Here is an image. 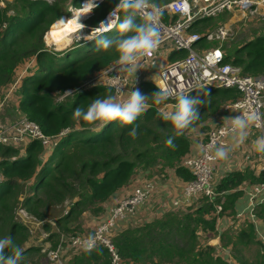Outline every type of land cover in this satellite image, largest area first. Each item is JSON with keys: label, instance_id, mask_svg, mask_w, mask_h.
<instances>
[{"label": "trees", "instance_id": "obj_1", "mask_svg": "<svg viewBox=\"0 0 264 264\" xmlns=\"http://www.w3.org/2000/svg\"><path fill=\"white\" fill-rule=\"evenodd\" d=\"M149 1L162 4L169 0ZM79 2L2 0L0 4V99L22 72L13 90L18 94L19 111L36 121L44 133L56 137L48 149L37 139L28 140L22 150L20 146L0 144V170L3 174L0 182V239L11 237L14 244L23 249L20 264L57 263L46 259L45 252L40 253L41 245L29 242L28 227L16 217L18 206L43 219L49 212H54L55 206H61L60 210L65 202L69 204L63 213L55 210L52 217L55 226L46 240L55 245L60 233H80L82 220L87 214L100 215L116 192L131 184L141 170L162 164L174 166L176 174L189 181L193 175L182 164V158L190 152L188 132L198 126L201 129L206 127L208 118L221 111L225 103L240 96L232 87L206 86L191 91L190 96L200 95L205 104L199 107L200 118L180 136L175 135L171 121L158 116V111H164L160 108L165 102L153 103L150 95L159 89L147 80L139 85L140 92L149 96L147 109L134 125L122 126L119 120L88 124L82 119H74L73 112L77 107L86 110L95 99L114 96L112 89L95 83L77 88L67 95L68 101L60 100L58 96L117 61L120 55L115 47L105 52L95 46L83 55L67 60L72 53L50 50L45 46V31L60 18L69 16L65 9L69 3L80 8ZM118 3L119 0L99 1L85 23L96 26ZM98 12L100 14L95 16ZM118 17L123 19L122 11L118 10ZM208 20L209 17L198 19L192 28L202 32V25L197 26V23ZM118 22L104 34L112 36L111 39L119 38ZM140 22L142 19L137 17V23ZM255 22L259 26L253 27L247 37L238 36L227 49L223 48L224 60L239 65L244 74L264 75V16ZM55 25L47 36L54 33ZM216 42L202 37L199 47H209ZM175 109L176 106L173 112ZM135 125H138V135L133 138L129 132ZM170 138L175 147L167 144ZM245 178L264 181V170L257 176L228 172L215 184L221 195L212 200L200 194L197 206L180 213L169 212L121 231L112 227L111 239L120 263L229 264L213 246L202 242V238L218 234L216 223L219 216L234 213L232 205L239 193L234 188ZM217 204L221 205L218 211ZM254 211L264 220V203H256ZM42 227L49 230L52 225L44 221ZM219 235L221 244L230 246L236 264H264V244L257 239L250 223ZM250 245L254 248L252 252L249 251ZM6 254L11 255V250L6 249ZM61 256L63 264H111L110 250L102 243H97L96 250L88 254L84 249L64 242Z\"/></svg>", "mask_w": 264, "mask_h": 264}, {"label": "built area", "instance_id": "obj_2", "mask_svg": "<svg viewBox=\"0 0 264 264\" xmlns=\"http://www.w3.org/2000/svg\"><path fill=\"white\" fill-rule=\"evenodd\" d=\"M116 6L105 13L104 17L98 22V27L101 21H106L109 13ZM152 6H155L160 11V44L151 55L141 57L140 60H150V64L155 67L162 46L167 45L178 50V52L183 51L181 54L177 53V55L169 59L162 66L155 67L157 77L154 84L159 90L166 88L172 92V96L165 101V104L160 109L173 112V108L177 104L176 97L179 94L183 93L186 95L202 87L236 88L240 96L231 102L225 103L222 109H235L236 113L232 118L252 112L259 114L260 120L254 123L252 127L264 135V75L244 74L239 65L224 60L225 54L223 48L220 46L222 38L225 35L223 24H218L215 30L203 29L202 32L192 28L198 19L205 17L212 18L225 11H237L241 14L256 12L259 13V16L263 17L264 0H169L162 4L149 1V7L145 12L151 11ZM138 17L141 18V16ZM116 22L117 19L114 18L112 26ZM201 24L197 23V26ZM202 37L206 41L215 39L217 40L216 43L220 44L199 47ZM125 71L117 60L95 72L79 86L66 89L64 93L66 91L72 93L77 88H85L95 83H101L109 86L113 94L119 96L128 88L130 81ZM21 74L22 72L14 83L6 89L0 99V110L7 100L6 98L14 92V87L19 81ZM231 131V120L228 123L219 124L208 129L200 140V153L182 159V164L190 170L193 177L186 182L183 187L182 197L174 200V205H179L182 198L185 201H189L193 195L203 194L210 200L221 195V192L215 189L212 163L217 158L215 156L216 149L224 143L225 135ZM23 138L29 140L37 139L47 149L52 145V141L56 139L54 135L44 133L36 121L26 116L21 117L14 123H4L0 127V144L20 146L22 150L25 149V143L22 141ZM1 159L2 156L0 155ZM2 179L3 174L0 170V182ZM153 187V183L147 179L134 185L130 193L123 196L110 207V214L90 234L60 233L56 245L47 250L49 258L57 264H63L61 258L62 244L67 242L80 249H84V241L92 235L96 237L97 243L104 244L110 250L111 264H120L119 255L112 243L111 229L118 219L123 218L128 213H132L137 206L144 204L148 200ZM263 188L264 181H260L255 185L250 195L252 202H255L256 195ZM215 207L216 211L221 209L220 204L215 205Z\"/></svg>", "mask_w": 264, "mask_h": 264}, {"label": "clouds", "instance_id": "obj_3", "mask_svg": "<svg viewBox=\"0 0 264 264\" xmlns=\"http://www.w3.org/2000/svg\"><path fill=\"white\" fill-rule=\"evenodd\" d=\"M49 2L51 3V0ZM96 7H98V4L94 3L93 0H88L80 10L74 13L72 19L65 22L61 18L60 23L75 22L74 29H70V31L73 32L77 41L95 40L98 50L105 52L115 47L120 54L119 65L130 75L136 77L137 70L140 68L138 63L140 58L151 55L160 44L159 9L152 6L151 11L145 12L149 7V0H119L116 8L109 13L107 23L101 21L99 27L93 28L90 34L83 35L82 30L86 25L81 22V17L90 14ZM118 10L123 12L122 20L117 17ZM138 16H141L142 19L140 23H137ZM114 18L119 21L120 36L111 39L105 36L104 33L116 25L110 27ZM150 96L154 104L160 105L172 96V92L169 89L161 88ZM148 99L149 96L142 94L139 89L131 91L128 99L124 102H118L115 96L107 95L105 98L95 99L86 110L77 107L73 112V118L82 119L88 124H95L98 121L106 124L119 120L122 126L134 125L138 117L146 111ZM176 100L177 104L174 112L158 111V116L164 121H171L175 129V135L180 136L200 118L199 107L204 105L205 101L200 95L190 96L183 93L179 94ZM225 119L231 120L233 138L236 144H239L246 140L248 128L259 121L260 116L252 112ZM129 135L136 138L138 125L131 128ZM167 144L175 147L171 138L167 141ZM254 149L256 152L264 154V136L258 137L254 141ZM228 152L227 148L221 146L216 149L215 156L218 159L226 160ZM96 245V237L90 235L84 241V251L91 254L92 251L96 250ZM6 249H10L12 254H6ZM22 255L23 249L15 245L11 237L0 239V264H20Z\"/></svg>", "mask_w": 264, "mask_h": 264}, {"label": "crops", "instance_id": "obj_4", "mask_svg": "<svg viewBox=\"0 0 264 264\" xmlns=\"http://www.w3.org/2000/svg\"><path fill=\"white\" fill-rule=\"evenodd\" d=\"M176 52L178 53V50L168 47L167 45L162 46L158 59L156 60L155 67L157 68L165 64L169 59L173 58L177 54ZM138 63L140 68L137 70L136 77L135 75H130L127 71H125L129 78L132 80H138L137 89H139L141 81L147 80L152 82V78L155 77L150 76L151 73L143 69V67L146 66L154 67L150 64V60H140ZM155 75L157 77L156 70ZM152 83L154 84V82ZM133 86H135V84ZM127 95L128 91L123 95L120 94L119 96H114L118 102H124L127 100ZM235 113L236 110L233 108L222 109L217 114L207 119V126L203 129L199 126L191 129L188 132V136L190 138V152L185 157L198 155L201 150L200 140L204 133L216 125L228 123L230 119L225 118L233 117ZM233 136L234 134L232 131L226 134L224 137V143L221 145L229 150L228 158L226 160L216 158V160L212 163L214 184H218L220 179L228 172H240L242 174L252 173L254 176H257L261 170H264V154L258 153L254 149V141L258 137L264 135L259 130L254 129L251 125L248 128L247 138L243 143L236 144ZM146 179L150 180L154 186L150 192L148 200L144 204L137 206L132 213H128L123 218L118 219L113 226L116 231H121L129 226L137 225L139 222H145L161 217L169 212L180 213L188 207H195L198 203H200V194H198L193 195L189 201H185L182 198L179 205H174V200L182 197L183 187L187 181H184L176 174L174 166L164 164L152 166L148 169L139 171L136 177L132 180L131 184L121 190H118L114 198L106 204L105 210L100 213V215L94 217L88 213L82 220V229L80 233H92L94 228L110 214V207L117 203L123 196L130 193L133 190L134 185ZM257 183V181L250 180L248 178L242 179L234 188L236 191H239L232 205L234 213H224L219 216L216 223L218 234L202 238V242L204 241L213 246L215 248V252L224 257L229 264H236V262L232 258L230 246H224L221 244L219 233L231 229L237 230L240 227H243L247 222L253 226L257 239L264 244V220L258 217L254 211L256 203H264V188L256 195L255 202H252L250 198V195Z\"/></svg>", "mask_w": 264, "mask_h": 264}, {"label": "rangeland", "instance_id": "obj_5", "mask_svg": "<svg viewBox=\"0 0 264 264\" xmlns=\"http://www.w3.org/2000/svg\"><path fill=\"white\" fill-rule=\"evenodd\" d=\"M1 1H0V4L2 5ZM83 2H84V0H80L79 7L83 4ZM93 2L98 4L99 0H96ZM75 8L76 7H74L71 3H69V5L65 9L68 11L69 15L70 14L73 15L75 11L79 10V9H75ZM92 14H93V11L90 14H87L83 18H81L82 23H84L86 25V27L83 29L84 31L82 30L83 35H88L92 31L91 29H88V27H90V26H88L85 23V20H87ZM99 14L100 13L98 12L95 14V16H97ZM64 18H66V17H64ZM256 19H263V17L259 16V13H256V12L241 14L240 12H237V11H234V12L225 11V12L220 13V14L212 17V18L210 17L207 22H204L201 25H202V29L215 30V28L218 24H223L225 27V35L222 38V43L221 44L215 43V44H220V46L222 48L227 49V46H229L230 42L232 40H234L236 37H238V36L247 37L253 27L259 26V23L255 22ZM114 27H116V25ZM47 31H49V30L47 29L43 35V41H44L45 46L50 50H56V51L64 50V51H66L67 54L72 53L68 56L67 60H71V59L76 58L80 55H83L85 52H87L90 49L97 46L95 43V40L88 41V42L84 41V40L77 41L75 39V35L73 34L72 31H70L68 34H66V39H64L63 41H54L50 38V36L47 37ZM69 35H71V36H69ZM104 35L106 36V34H104ZM111 37L112 36H110L108 38H111ZM212 40H215V39H212ZM143 69L145 71H148L149 73H151L150 76L156 77L154 67L146 66V67H143ZM155 77L152 78V82L155 81ZM134 84H135V86H133ZM137 85H138V80H132L130 78L128 88L122 92V95L128 91V95H127V99H128L130 92L137 89ZM69 94L70 93H68L66 91L64 94L58 96V99L68 101L67 95H69ZM6 99L7 100L4 102L2 109L0 110V127H2L4 125V123H10V122L14 123V122L18 121L21 117L24 116L19 111V109L17 107V105H18L17 104V102H18L17 92H13ZM28 140L29 139H27V138L22 139L23 143H25V144L28 142ZM21 153L24 154L25 151H21ZM66 203L67 202H65L63 209L58 210L59 208H61V206L57 205V207L56 206L54 207L55 210H58L59 213H63L65 211V208L69 205V204L67 205ZM22 209H23V207H21V206L17 207L16 217L18 220H21L28 227V230L31 234L29 242L34 243L36 245H41L40 246V253L45 252L46 253L45 254L46 259H50L48 254H47V250L49 248L55 246L56 244L53 245V243L50 242V240L47 241L46 239H47L50 231H52L54 229V226H55L53 218H52L53 215L55 214L54 213L55 210H54V212H49L48 216H45L43 219H40V218H37V217L29 214L28 212H26L25 209L22 211ZM44 221L50 222L52 225V228H50L49 230H45L42 227V223ZM253 249H254L253 245H250L249 251L252 252Z\"/></svg>", "mask_w": 264, "mask_h": 264}, {"label": "bare ground", "instance_id": "obj_6", "mask_svg": "<svg viewBox=\"0 0 264 264\" xmlns=\"http://www.w3.org/2000/svg\"><path fill=\"white\" fill-rule=\"evenodd\" d=\"M88 2V0H84V2H83V4L81 5V7H83L86 3ZM80 7V8H81ZM80 8H75V9H80ZM78 11V10H77ZM77 11H75V13L77 12ZM73 16H74V14L73 15H69L68 17H66V18H64V17H62L64 20H65V22H67L68 20H70V19H72L73 18ZM85 16V15H84ZM83 16V17H84ZM60 21H61V18L58 20V21H56L53 25H55V30L56 31H54V33L50 36V35H48V36H50V38L52 39V40H54V41H63L64 39H66V34H68L69 32H70V29H74V27H75V22L74 21H71V22H69V23H60ZM106 21H107V19H106ZM105 21V23H107ZM82 22V21H81ZM52 25V27H51V29H52V31H53V29H54V26ZM88 25V24H87ZM89 26V25H88ZM112 26V24L110 25V27ZM95 27H98V26H94V27H92V26H90L89 27V29H93V28H95ZM50 29V30H51ZM49 30V31H50ZM49 31H47V33L49 32ZM51 31V32H52ZM84 31V30H83ZM47 36V37H48ZM69 36H71V35H69ZM68 37V36H67ZM69 39V38H68ZM71 39V38H70ZM69 43V42H68Z\"/></svg>", "mask_w": 264, "mask_h": 264}, {"label": "water", "instance_id": "obj_7", "mask_svg": "<svg viewBox=\"0 0 264 264\" xmlns=\"http://www.w3.org/2000/svg\"><path fill=\"white\" fill-rule=\"evenodd\" d=\"M68 16V15H67ZM187 95V94H186Z\"/></svg>", "mask_w": 264, "mask_h": 264}]
</instances>
